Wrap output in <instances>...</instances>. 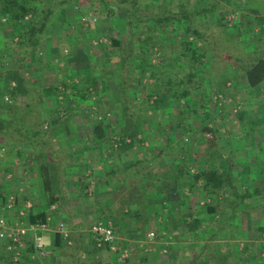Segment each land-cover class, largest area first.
Listing matches in <instances>:
<instances>
[{
    "label": "rangeland",
    "instance_id": "rangeland-1",
    "mask_svg": "<svg viewBox=\"0 0 264 264\" xmlns=\"http://www.w3.org/2000/svg\"><path fill=\"white\" fill-rule=\"evenodd\" d=\"M135 1L140 15L151 12L162 15L165 10L173 13L182 10L197 12L195 27L203 33L208 43L217 46L218 54L240 56L249 53L264 56V9L258 10V13L245 10L247 5L262 6L264 0ZM43 2L44 5L57 3L56 0ZM211 3H215L214 9L198 13L206 4L209 7ZM110 6L115 11L114 15L103 9V3L99 0L90 3L86 0H67L65 4L55 8L56 24L45 34L44 42L30 57L31 61L23 71L26 82L35 88L31 89L28 96L19 95L15 99L9 93L0 95V106H5V110L1 112L3 119L25 120L24 122L27 121L32 126L33 131H36L40 121L45 124L46 119L64 121L65 124L59 128L58 133L60 132L65 143H60L58 136L53 135L57 138L58 145L51 143V146H62L66 151V142L73 130L75 133L88 135L93 124L90 118L98 114V120L109 124L108 139L101 150L108 152L119 144L116 131L119 130L121 119H118L116 114L119 104L115 98L118 97L121 86L119 88L113 83L112 71L117 69L121 62L122 67H125L122 73L126 72L124 81L129 83L128 89L125 90V95L129 97L128 111L122 118V123L124 125L123 120H126L125 123L129 122L135 126L137 120L142 122L141 132L136 135L141 140L140 144L136 142L135 149L133 147L123 152H132L136 156L141 152H158L165 146L167 138L176 139V143L170 148L175 151L176 144H180L182 150L186 151V156L180 152L174 153L179 154L180 164H185L191 173L196 171V161L204 158L219 164V171L224 173L226 168L222 162H225V154L230 156V161L235 162L234 157L243 160L244 153L249 148L251 151H264V81L251 89L236 88L234 82L227 81L224 92H218L216 89L221 85L225 66L219 63L217 57L214 58L209 48L204 47L205 43L199 44L198 39L187 34L182 26L176 27L181 20L159 26L152 22L136 21L134 16L127 22L125 11L114 3ZM32 19H35V15L31 12L17 22H12L8 13L0 18L1 26L5 30L4 43L8 49L0 51L3 52L0 54V71L15 66L16 61L21 60V55L12 57L4 51L12 52L15 49L19 28L22 29L24 23ZM54 27L58 28L56 32ZM57 37L63 40L59 39L57 46L51 45ZM112 40H116L119 45L115 46ZM197 43L201 45V55L192 58V66H189L188 56L182 53V48H185L186 53H190ZM120 58L122 60L118 61ZM191 67L201 74L200 80L204 77L206 80L202 83L199 80L198 84L194 85L193 82L187 83L186 79L179 77L181 70L187 72ZM177 78L183 80L180 85ZM69 82L76 84L89 100L96 101L98 90L107 93L104 98L108 102L107 105L103 104L102 110L97 111L95 105H88L79 96L65 99L63 87ZM11 84L14 85V81ZM172 84H176L179 91L192 89L189 98L172 94ZM49 86H56L55 92L43 93L42 89ZM109 91L116 94H109ZM122 94L120 91L119 96ZM26 101L30 102V110H25ZM44 101L47 102L49 113L48 116L42 117L40 107ZM113 102H116L118 107L112 113L108 109L116 104ZM8 106L10 108H7ZM239 112H243L242 116ZM177 117L181 118L182 128L177 127ZM252 118L255 123L249 126L246 120ZM78 120L91 121L90 127H77ZM44 124L43 131L49 128L44 127ZM125 141L129 142L130 139L125 138ZM146 156L150 158L147 154ZM62 157L64 159L66 156L62 154L60 158ZM162 157L161 154L157 156L158 159L154 157V166L165 164L166 156ZM65 161L64 165L67 164L68 158H65ZM194 192V198L203 201L201 206H209L216 201H220V205L226 204L230 199H224L222 196L217 199V193L211 198L206 191ZM209 215L213 216L208 221L209 225L215 226V212ZM86 226L85 224L84 227ZM243 242L245 241L237 242V250H242ZM262 251L263 248L260 252Z\"/></svg>",
    "mask_w": 264,
    "mask_h": 264
},
{
    "label": "crops",
    "instance_id": "crops-1",
    "mask_svg": "<svg viewBox=\"0 0 264 264\" xmlns=\"http://www.w3.org/2000/svg\"><path fill=\"white\" fill-rule=\"evenodd\" d=\"M251 8L263 10L264 4L246 6V10ZM56 29L54 27L55 32ZM62 38L57 37L51 45L57 46ZM124 69L121 62L115 68L121 73L120 78L126 74L122 73ZM113 83L120 88L121 83ZM109 94L115 92L109 91ZM29 107L25 106V110ZM40 110L43 116L49 113L46 101ZM0 121L6 128L24 125L28 135L36 136L27 121L14 118ZM90 122L78 120L77 127L89 128ZM41 124L43 126L44 122ZM64 124V121L46 119L44 127H58L59 130ZM58 134L60 143H65ZM40 135L41 132L37 136ZM16 137L0 136V216L5 217L10 226H28L32 223L30 215L45 212L48 221V228L42 232L45 252L42 256L35 251L33 232L27 231L26 236L21 237L26 244L22 248L9 239H0V264H219L214 256H219L223 264L222 256L229 254L235 241L241 240L249 246L242 258L237 257L239 250L232 248L231 262L264 264L263 150L249 148L243 160L235 156V162L225 154L224 159L229 164L225 173L230 174L232 187L225 185L216 192L217 199L221 196L230 199L221 205L220 201L213 200L216 201L211 204L216 205L215 227L208 223L213 217L207 212L208 205L201 206L203 201L194 198L196 195H193L189 180L176 177L178 170L169 165V158L174 156L172 152H162L161 157L167 156L165 164L154 166L157 152H141L136 156L132 152L115 151L117 147L101 152L108 138L101 142L89 131L88 135H82L73 130L68 136L66 151L62 146H51V143L58 145L56 137L50 140L46 137L47 145L43 138L28 143ZM170 141V146L176 143V139ZM62 154L66 156L64 159L60 158ZM53 158L56 166L51 162ZM65 158H68L66 165ZM46 169L52 176L59 175L50 181V185L58 188L52 203L45 193L42 177ZM171 191L173 194L182 192L184 202L179 204L167 198V195L173 196ZM234 208L237 212L229 219ZM194 219H198L199 224L191 229ZM60 221L65 223L66 231L56 228ZM96 221L115 227L117 236L113 244L98 246L92 241L88 227ZM150 232L154 235L149 236ZM129 248V255L121 257L122 251Z\"/></svg>",
    "mask_w": 264,
    "mask_h": 264
},
{
    "label": "trees",
    "instance_id": "trees-1",
    "mask_svg": "<svg viewBox=\"0 0 264 264\" xmlns=\"http://www.w3.org/2000/svg\"><path fill=\"white\" fill-rule=\"evenodd\" d=\"M44 0L34 1L31 2L30 0H0V18L3 15H6L7 13L11 16L12 22H17L18 20H23L25 15L29 12L34 13L35 19L28 20L24 23L23 28H19L20 31H18V41L15 43V49L11 51H4L5 53H8V55L15 57L16 54H19L22 56L20 61H16L15 66L6 69L5 71H0V95H3L4 93H9L10 96L15 99L17 96H28L31 89L35 88L34 85L26 82L23 76V71L25 70L28 63L31 61L30 57L33 56L37 49L40 48L41 43L45 40V34L50 32V28H52L55 24L57 19L54 15V10L57 7L62 6V4L65 3V0H58L57 3L51 2L49 5H44ZM88 2H93L94 0H86ZM103 3V9H105L110 14L114 13L113 8H111L110 4L114 3L116 7L120 8L121 10L126 12V19L127 22H130V19L135 16L136 21L142 20L143 22H152L153 24L163 26L166 23L174 22V21H180V24L176 25L182 26L183 29L187 32V34L193 35L198 39V42H202V45L204 44V47L209 48L214 54V58L219 59V63L224 65V70L222 74V79L220 82V87H218V90L224 92V85L227 81H232L236 84V88L245 87L247 89H251L253 87L259 86L264 81V56H259L257 54H241L240 56H227V54L222 53H216L217 46L213 45L212 43H208L206 40V37L203 35L202 32H200L197 27H195L194 21L197 17V12H187L186 10L178 11L176 13H173L170 10H165L162 15H159L155 12H151L145 15L138 14V6L136 4L135 0H99ZM215 3H211L208 8L204 7L202 8L198 13L202 11H208L214 9ZM246 10V8H245ZM251 12L258 13V9L251 8ZM182 24V25H181ZM4 30V27L1 26L0 23V43L3 39L2 32ZM115 46H118V42L116 40H112ZM189 43V42H188ZM6 48V44L3 43L0 44V51ZM7 49V48H6ZM182 53L186 54L188 56V64L191 65V59L196 58L200 56L201 54V45H196V48L191 50L190 53L185 52V48H182ZM8 50V49H7ZM0 54H3V52ZM222 56V57H221ZM223 58V59H222ZM181 73V74H180ZM179 77L186 79L187 83H192L194 85L198 84L199 80L201 79V74L198 73V71H194V67H191L187 72H184L183 70L180 71ZM113 79L117 83H121L120 91H122V96L120 95V91L117 94L118 97L115 98L117 103L119 104L118 111H116L117 117L120 120V123L118 124L119 130L118 132V138H119V144L117 145V148L115 151L121 152L124 150H131L135 145L136 142L140 144L141 140L136 137L138 133L141 132L140 125L142 122L138 121L136 122V125H130L131 123L124 121V125L122 123V118L127 114L128 111V104H129V97L125 95V90L128 89L129 83L124 81V78H120L119 71L115 70V72H112ZM210 76V75H209ZM203 78V77H202ZM206 77H204L202 80H200V83H202ZM12 81H14V85H12ZM178 84L183 81L179 78H177ZM210 79H208V82ZM206 84H208L206 82ZM200 86V85H199ZM172 94H174L176 97L183 96L189 98V95L192 92V89L188 88L187 90H178L176 84H172ZM56 86H49L47 88L42 89V92L47 93H53L55 92ZM193 88V87H191ZM63 95L65 99L72 98L71 96H74L75 98L79 96V98L86 101L88 105H95L97 111L100 109L102 110L103 104H106L107 100L104 98L108 95L107 93L102 92V90L97 91V99L96 101L89 100V98L86 97V94L74 83L69 82L67 84H64L63 87ZM119 90V88H118ZM73 91V93H72ZM116 94V92H115ZM112 94V95H115ZM161 100V98H160ZM207 100V99H206ZM27 105L30 103L26 101ZM116 103V102H113ZM111 103V104H113ZM113 104V107H111L108 110H111L112 113L115 112L118 107V104ZM31 107V105H29ZM29 107V108H30ZM264 107V106H263ZM7 108H10L8 106ZM264 109V108H263ZM3 110H5V106H0V120L4 117L3 113H1ZM30 110V109H29ZM243 112H239V115L242 116ZM87 115V114H86ZM88 116V115H87ZM43 117V113H42ZM129 118L130 116H126ZM13 118V117H12ZM99 116L98 114L94 115L90 120L92 121V126L90 129V134L94 135L96 138L101 139V142H104L105 138L108 134V125L107 123H102L101 120H98ZM25 121V120H24ZM119 121V120H118ZM128 121V120H127ZM169 121V120H168ZM176 123L178 122V126L182 128L181 126V118H176ZM42 122V121H41ZM41 122L38 123L37 129H36V136H30L27 134V129L24 127V125H19L16 128H6L5 126L1 125L0 121V136H4L5 134H10L17 136L16 139L31 142L34 143V141L38 138H43V142L46 139V137L49 138V140L53 137V135H57L58 127H49L48 129L42 130V124ZM247 124L253 125L255 123L254 119L246 120ZM253 129V127H251ZM251 129V130H252ZM39 132H41V135L38 137ZM52 134V135H51ZM15 138V137H14ZM125 138H129L130 141L126 142ZM46 142V141H45ZM47 145V143H45ZM170 140H168L164 147H162L160 150H158L155 158H157L158 155H160L162 152H180L181 155L185 154L186 151L182 150V147L180 144H176L175 151L173 148H169L170 146ZM104 144V143H103ZM102 143L100 145H103ZM171 147V146H170ZM166 156V154H164ZM185 156V155H184ZM170 157V156H169ZM168 157V158H169ZM53 158L51 162L52 164L56 166V161ZM167 159V156H166ZM169 165L175 167L177 169L176 177H181L188 179L191 187H193L194 190H200V191H206L207 194L212 198L214 197V194L218 192L219 189L223 188L225 185H232V180L230 174L225 173L226 171L220 172L219 171V164L213 163L212 160L208 159H201L196 161V171L194 173H191L189 169L186 168L185 164H180V157L179 154L174 153L173 157H170L168 160ZM225 168L227 169L229 167V164L225 162H222ZM221 163V164H222ZM220 164V165H221ZM48 165V164H47ZM218 166V167H217ZM47 172L42 175L43 179L45 180V193L48 196L49 202H53L58 188H54L51 184V180H55L58 174L52 176L48 173V169H46ZM52 173V172H50ZM53 186V188H52ZM232 187V186H231ZM173 191H171L172 193ZM237 193V192H234ZM173 196L167 195V198H172L174 201H177L179 204L184 202L183 194L180 191H175V194L172 193ZM239 195H236L238 197ZM240 197V196H239ZM243 198V196H241ZM241 198V200H242ZM173 201V202H174ZM238 202L236 203V205ZM216 205H211L207 207L208 213H213L215 211ZM235 211V212H234ZM236 208L234 210L232 209V213L229 216V219H231L236 214ZM46 213H37L36 215H30V222H36V221H46L45 219ZM227 220V219H226ZM199 222L198 219H194L193 223L191 224V229L197 228ZM261 229H263L261 227ZM58 240V238H57ZM56 240V241H57ZM237 242L233 243L232 247L228 250L229 254H225L222 256V263L223 264H235V262H231L230 259V250L232 248H237ZM247 245V246H246ZM249 244L245 243L244 247L242 248V252H238L237 257L241 258L244 252H246L247 247ZM240 253V254H239ZM214 258L217 260L216 262L221 264V258L219 256Z\"/></svg>",
    "mask_w": 264,
    "mask_h": 264
},
{
    "label": "built area",
    "instance_id": "built-area-1",
    "mask_svg": "<svg viewBox=\"0 0 264 264\" xmlns=\"http://www.w3.org/2000/svg\"><path fill=\"white\" fill-rule=\"evenodd\" d=\"M48 228V221H36L28 226H10L5 219V217L0 216V239L2 240H11L14 243H17L16 246L18 248L24 247L26 244L22 242L21 237L26 236L27 231L33 232L34 240L33 247L35 251L39 253V255L44 254L45 246L42 241V232ZM56 228L61 232L66 231L65 223L60 221L56 224ZM88 232L92 241L101 246L105 243H114L117 232L115 227L111 223H106L103 221H96L89 225ZM149 236H153V232L148 234ZM131 248L125 249L122 251L121 257H127Z\"/></svg>",
    "mask_w": 264,
    "mask_h": 264
}]
</instances>
